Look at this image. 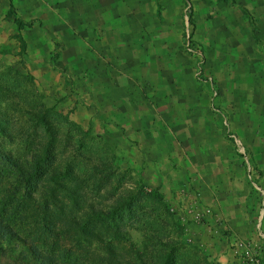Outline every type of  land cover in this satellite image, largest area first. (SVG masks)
<instances>
[{
    "label": "rangeland",
    "instance_id": "1",
    "mask_svg": "<svg viewBox=\"0 0 264 264\" xmlns=\"http://www.w3.org/2000/svg\"><path fill=\"white\" fill-rule=\"evenodd\" d=\"M257 4L0 0V264H242L195 192L243 154L214 108L258 110Z\"/></svg>",
    "mask_w": 264,
    "mask_h": 264
},
{
    "label": "crops",
    "instance_id": "2",
    "mask_svg": "<svg viewBox=\"0 0 264 264\" xmlns=\"http://www.w3.org/2000/svg\"><path fill=\"white\" fill-rule=\"evenodd\" d=\"M256 2L258 7L252 6L253 9L258 8L259 11L260 44L264 52V0H256ZM262 57L260 63L263 64L260 67L263 71L260 75H264V53ZM260 86L263 88L264 80L258 86L259 89L255 91L260 95L259 101L254 95L250 99L251 103L248 104L253 108L258 107V110H250L245 114L241 135L229 129L230 120H232L231 113L229 116L226 115L220 104L217 105L220 107H213L216 110L215 114L221 118L223 129L227 130L226 136L229 137L227 141L232 145L241 143L243 146L241 148L243 154L238 153V156H235L239 161L225 166L226 172L232 175L230 179L221 181L217 185L213 183L210 185V182L203 181L202 186L195 192L197 205L200 204L201 207V231L204 232L205 229L212 235L218 234L219 238L222 235L220 241L215 240L212 244V250L223 258L227 255L224 254L225 252L222 253L220 248L224 247L226 240L229 244L230 240L254 243L257 241V236H261L264 240V96L260 91ZM200 89L201 87H198V90ZM198 97L193 99H198ZM214 103L212 106H216ZM193 111H190L192 115L190 117L194 119ZM229 160H234V157ZM260 212L261 215L258 218L257 215ZM260 218H263L262 222ZM249 239L254 240L250 242Z\"/></svg>",
    "mask_w": 264,
    "mask_h": 264
},
{
    "label": "built area",
    "instance_id": "3",
    "mask_svg": "<svg viewBox=\"0 0 264 264\" xmlns=\"http://www.w3.org/2000/svg\"><path fill=\"white\" fill-rule=\"evenodd\" d=\"M238 249L240 250V260L242 264H264L258 245L238 241L233 245V250L237 251Z\"/></svg>",
    "mask_w": 264,
    "mask_h": 264
},
{
    "label": "trees",
    "instance_id": "4",
    "mask_svg": "<svg viewBox=\"0 0 264 264\" xmlns=\"http://www.w3.org/2000/svg\"><path fill=\"white\" fill-rule=\"evenodd\" d=\"M18 21H19V24H22L21 19H19ZM24 24L25 23L23 21V25ZM148 195L156 201H159L161 199V194H158L156 191H150ZM0 237L1 238L6 237V238H11V239L17 238L16 235L13 234L12 231L8 227L2 225V223H0ZM30 253L39 262V264H60V263H57L53 258L41 256L40 254L37 253L35 249H31Z\"/></svg>",
    "mask_w": 264,
    "mask_h": 264
}]
</instances>
